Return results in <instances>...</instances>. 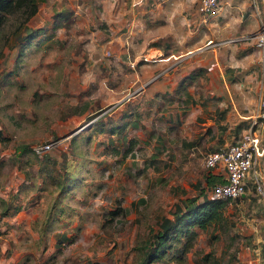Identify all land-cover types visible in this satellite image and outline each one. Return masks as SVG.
Listing matches in <instances>:
<instances>
[{"label": "rangeland", "instance_id": "1", "mask_svg": "<svg viewBox=\"0 0 264 264\" xmlns=\"http://www.w3.org/2000/svg\"><path fill=\"white\" fill-rule=\"evenodd\" d=\"M104 1L0 12V264H139L180 200L210 198V172L224 175L203 158L248 125L228 79L247 73L249 109L264 85L250 0L205 23L196 0H165L169 44L152 37L162 20L110 22ZM24 26L37 30L28 41ZM245 192L204 228L169 229L146 264H264L263 199Z\"/></svg>", "mask_w": 264, "mask_h": 264}, {"label": "built area", "instance_id": "2", "mask_svg": "<svg viewBox=\"0 0 264 264\" xmlns=\"http://www.w3.org/2000/svg\"><path fill=\"white\" fill-rule=\"evenodd\" d=\"M221 0H197L196 12L203 23L209 21L217 14ZM254 5L260 3L263 16L259 15V26L252 34L254 45L257 48H264V0H250ZM259 115H264V99L259 101ZM256 119L248 122L243 133L235 140L225 146L207 152L203 158V164L208 169L221 167L223 177L221 182L212 185L210 198L226 202L241 197L245 193V181L251 175V182L255 186L257 195L263 199V190L255 170L257 158L262 154L263 147L260 145L258 135L254 132ZM48 144L33 148L40 154L48 149Z\"/></svg>", "mask_w": 264, "mask_h": 264}, {"label": "crops", "instance_id": "3", "mask_svg": "<svg viewBox=\"0 0 264 264\" xmlns=\"http://www.w3.org/2000/svg\"><path fill=\"white\" fill-rule=\"evenodd\" d=\"M164 1L165 0H163V5L160 7V10H157L156 12L155 11L156 7H158L159 3H162V2H158L156 0H134L133 1L134 6L132 8L135 10L133 14H131L132 12L128 10L130 8V4H127L128 7H126L125 2L123 0L122 1L121 0H106L102 2V7L104 9L103 18L110 22H118V21L124 22L127 18H131L130 20H132L133 23H138V22L140 23L141 21H145V19L147 20L148 18H146L145 16L147 17L151 16V23L162 20L164 22L163 24L165 25L163 29V35H160L161 33H156L152 35V37L157 36L163 39L165 38V43L169 44L168 40L171 39V37L173 36L172 31H171L172 30L171 18L173 16H172L171 10L165 11L166 4H164ZM231 1L232 0H221L218 10H217V14H216L218 17L224 18L226 14H229L230 11L228 10V8H229ZM257 5L259 6L258 7L259 9H257ZM254 6H255L254 12L258 15L263 16L262 7L260 6V4L255 3ZM177 16L174 17L173 19L174 22H178L180 23V25H183V23L187 21L185 17L179 18ZM153 27L154 25L151 26V30ZM137 31H139L138 33H140L141 35H144L147 32V29L145 28V25L141 24V28H139ZM147 40H149V37L147 38ZM147 40L145 39L143 41V46ZM139 51H140V48H139ZM154 51H157V49ZM262 64L263 63H261V65ZM237 73H239L240 76H236V78L234 79L229 78L227 81V84L229 85V87H233L234 89L235 95H234L233 100L237 103V105H239L240 103H244L245 105L243 106V108L241 109L239 108V112H237L238 115L241 117H244V119H247L248 122L254 118L256 119V125L254 127V132L259 137L260 145L261 147H263V151H262V154L257 158L255 170L257 173V178L259 179V183L261 184V187L263 190V204H264V115L262 116L259 115V112H260L259 101L264 99V85L262 84L255 85L253 92L254 94H256L257 99L256 98L254 99L255 104L253 105L251 109H249L247 108V104H246V101H249V99L247 98L246 101H243V97L245 93H244V89L242 88L245 85L242 79L243 77H245L247 73H244L242 70H237ZM245 108H247V110H244ZM242 109L243 111L241 112ZM250 177H248L245 181L246 190L250 184H253L251 182ZM245 195H247L246 192L241 197Z\"/></svg>", "mask_w": 264, "mask_h": 264}, {"label": "trees", "instance_id": "4", "mask_svg": "<svg viewBox=\"0 0 264 264\" xmlns=\"http://www.w3.org/2000/svg\"><path fill=\"white\" fill-rule=\"evenodd\" d=\"M38 2L39 0H0V12H4L10 6L24 7L22 12L27 18L35 12ZM24 27L27 31L20 36V39L28 41L34 37L37 30L33 27ZM148 64L154 66L155 62L150 61ZM209 177L207 181L211 183V187L213 184L222 181V177L219 174L213 173L212 175L210 172ZM224 203L225 201L223 200L211 198L201 199V201H197L194 196L182 198L179 202V206L174 210V219H162L159 227L160 229L153 234L154 245L151 246L149 244L145 249L139 264H146L150 259L153 260L160 257L162 254L161 247L165 243V236L169 229H183L184 233H186L187 227L191 225L204 228L207 224L220 219L221 209ZM187 247L188 246L184 245L183 250L187 249Z\"/></svg>", "mask_w": 264, "mask_h": 264}]
</instances>
